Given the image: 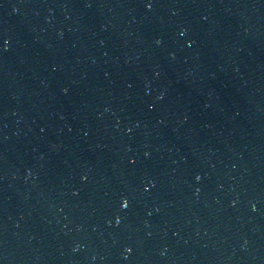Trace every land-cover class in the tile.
<instances>
[{"label":"water","instance_id":"95a60500","mask_svg":"<svg viewBox=\"0 0 264 264\" xmlns=\"http://www.w3.org/2000/svg\"><path fill=\"white\" fill-rule=\"evenodd\" d=\"M0 264H264V0H0Z\"/></svg>","mask_w":264,"mask_h":264}]
</instances>
